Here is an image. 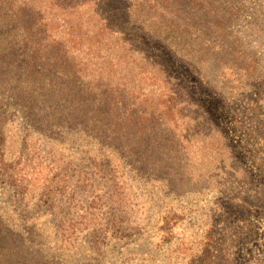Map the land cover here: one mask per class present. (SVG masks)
<instances>
[{
  "label": "rangeland",
  "instance_id": "rangeland-1",
  "mask_svg": "<svg viewBox=\"0 0 264 264\" xmlns=\"http://www.w3.org/2000/svg\"><path fill=\"white\" fill-rule=\"evenodd\" d=\"M204 1L191 51L199 67L172 65L182 87L175 120L134 130L142 139L90 135L52 117L42 97L20 103L13 86L1 87L0 56L5 155L19 161L25 188L0 182V219L15 233L0 264H201L207 243L212 264H264V0ZM100 3L111 14L124 8ZM17 6L0 0V48L8 38L22 59L35 45ZM16 69L23 80L46 77Z\"/></svg>",
  "mask_w": 264,
  "mask_h": 264
},
{
  "label": "trees",
  "instance_id": "trees-1",
  "mask_svg": "<svg viewBox=\"0 0 264 264\" xmlns=\"http://www.w3.org/2000/svg\"><path fill=\"white\" fill-rule=\"evenodd\" d=\"M117 2L124 3L123 11L111 14L101 10L100 0H14L18 4L16 19L30 31L35 46L24 45L28 52L21 59L15 56L12 40L3 38L1 71L7 78L1 87L9 90L13 86L20 103L24 98L31 102L36 97L45 98L52 117H66L100 138L122 141L138 137L133 131L142 133L143 125L149 122L168 126L175 120L182 90L171 67L184 66L190 73L199 67L191 51L197 49L193 48L197 41L193 30L203 37L205 1ZM42 52L47 54L46 59L41 58ZM14 67L19 68L16 71L20 75L23 71L33 76L43 72L46 77L23 80L16 77ZM233 114L253 140L246 122ZM6 121L5 110H1L0 182L9 185L14 194L24 193V184L18 178L19 161H9L5 155ZM260 125L264 127V121ZM257 143L256 150L262 152ZM169 215L161 226L164 242L173 239L168 229L172 221ZM172 216L181 217L177 212ZM14 237L13 230L0 219V249L5 254H12L14 244L10 240ZM206 238L210 240L211 234ZM210 247L207 243L201 264H212Z\"/></svg>",
  "mask_w": 264,
  "mask_h": 264
}]
</instances>
